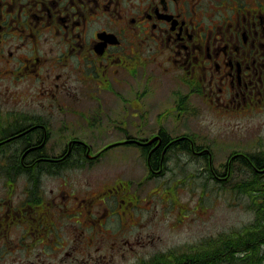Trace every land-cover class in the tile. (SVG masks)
<instances>
[{
  "label": "flooded vegetation",
  "instance_id": "obj_1",
  "mask_svg": "<svg viewBox=\"0 0 264 264\" xmlns=\"http://www.w3.org/2000/svg\"><path fill=\"white\" fill-rule=\"evenodd\" d=\"M260 113L264 0H0V257H184V244H156L146 222L178 195L154 198L123 174L93 184L62 173L92 169L111 153L148 158L180 137L188 149L178 152L211 160V144L225 139L185 130L189 119L209 115L219 131H237ZM239 150L219 178L232 177ZM245 154L264 179V162ZM168 161L163 174L146 178L166 175ZM141 211H149L144 222Z\"/></svg>",
  "mask_w": 264,
  "mask_h": 264
},
{
  "label": "rangeland",
  "instance_id": "obj_2",
  "mask_svg": "<svg viewBox=\"0 0 264 264\" xmlns=\"http://www.w3.org/2000/svg\"><path fill=\"white\" fill-rule=\"evenodd\" d=\"M189 119L185 130L195 132L197 135L213 136L217 139L219 134L224 142L211 144L215 150L214 162L217 169L223 171L221 164L233 149H242L251 152H261L264 149V113L255 115L243 127L220 130L221 122L209 115ZM208 125V126H207ZM221 132H224L225 135ZM206 141V140H205ZM206 143H209L206 141ZM175 153L169 159V170L166 175L147 179L148 169L143 155H126L111 153L101 158L89 170L72 169L66 173L75 182L85 181L87 178L94 184L105 175L114 177L117 174L129 177L133 185L139 190L148 187L154 191V198L165 195H178L172 207L168 209L157 206L155 214L147 220L149 228L156 231L155 243L158 245H179L184 248L200 242L211 235L217 236L220 232L241 230L254 220L253 211L249 207V199L238 198L234 195L232 185L215 186L208 178V171L199 157L189 153ZM243 171L237 167L232 173L231 180L241 179ZM143 180L142 185H135ZM139 186V187H138ZM155 200V199H154ZM164 206L167 202L164 199ZM174 208V209H172ZM143 220L149 217V211H141ZM118 223L113 224L116 229ZM2 248H0V251ZM0 264H10L8 258L0 257ZM111 264V263H110ZM117 264V263H116Z\"/></svg>",
  "mask_w": 264,
  "mask_h": 264
},
{
  "label": "trees",
  "instance_id": "obj_3",
  "mask_svg": "<svg viewBox=\"0 0 264 264\" xmlns=\"http://www.w3.org/2000/svg\"><path fill=\"white\" fill-rule=\"evenodd\" d=\"M177 141L173 140V148L172 144L166 148L163 144L164 140L154 150L153 155L148 158L144 156L149 173L153 175L163 174L167 168L168 159H172L175 153H179L181 156L180 153L182 152L178 151L188 149L184 146V137H180ZM164 150L165 153L163 154ZM240 151L244 150L241 149L238 152ZM238 152L230 157L234 158L236 167L244 173L241 179L235 182H232L231 178H219L220 174L215 166L214 156L211 160L207 155H200V158H202L209 173L208 178L214 182L215 186L232 184L230 188L233 189L234 195L238 198L246 197L249 199L250 210L253 211V216L255 215L254 220L241 230H230L220 232L217 236L206 237L200 242L184 248V257H173L171 261L161 259L158 261L159 264H264V184H262L264 179L261 177V173L252 168V163L245 154H250L255 159L256 164L260 165L264 162V151L258 153L246 150L243 153ZM239 157H241L240 161H236ZM210 163L215 169L214 172ZM162 164L163 169H161ZM224 172L226 173V170ZM176 259L178 263H176Z\"/></svg>",
  "mask_w": 264,
  "mask_h": 264
}]
</instances>
